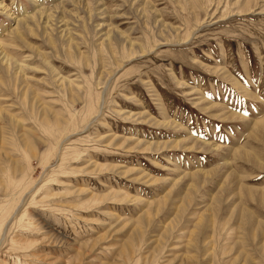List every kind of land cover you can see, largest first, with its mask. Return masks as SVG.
<instances>
[{
  "label": "rangeland",
  "instance_id": "rangeland-1",
  "mask_svg": "<svg viewBox=\"0 0 264 264\" xmlns=\"http://www.w3.org/2000/svg\"><path fill=\"white\" fill-rule=\"evenodd\" d=\"M35 1L0 9V264H264V0Z\"/></svg>",
  "mask_w": 264,
  "mask_h": 264
},
{
  "label": "bare ground",
  "instance_id": "bare-ground-1",
  "mask_svg": "<svg viewBox=\"0 0 264 264\" xmlns=\"http://www.w3.org/2000/svg\"><path fill=\"white\" fill-rule=\"evenodd\" d=\"M31 1H33V4H35L36 3V1L35 0H31ZM78 1H80V0H78ZM75 2V1H74ZM4 3V0H0V9L2 10V11H7L6 9V6L3 4ZM76 3V2H75ZM147 3V2H146ZM80 4V3H79ZM94 8L96 9V7H95V5H94ZM93 8V9H94ZM43 10V9H42ZM58 9H53V10H43V11H41V10H36L37 12H35L34 13V15H32V17H30V19H28V20H30V21H32V22H36V21H42L43 19L44 20H46V25H44V29L46 28V27H49V26H51L49 23H52L53 24V22H57L56 24H59L60 25V27H63V26H66V23L65 22H63V19H61L60 17H58L57 15H58V12H56V13H54L53 11H57ZM143 10L146 12V11H149V7H148V5H145L144 6V8H143ZM89 11V10H88ZM8 12V11H7ZM94 12V11H93ZM96 12V11H95ZM63 13V12H62ZM65 13V12H64ZM97 13H100V11H98L97 10ZM144 13V12H143ZM56 15V16H55ZM66 15V14H65ZM53 19V20H52ZM26 21V20H25ZM43 22H45V21H43ZM40 23V22H39ZM158 23V22H157ZM24 24V22L23 21H21V20H17L16 21V29L18 28V26L19 25H23ZM41 25V24H40ZM27 26V25H26ZM105 27V26H104ZM103 26H101V28H104ZM164 29H167V27H163ZM107 29V28H106ZM15 30V29H14ZM29 30H32V29H29ZM115 31L114 29L113 30H111V28H108V32H107V34H106V36L107 37H109V38H113V37H111V35H114L113 34V32ZM167 31L168 32H171V31H174L175 32V34H177L178 33V31L177 30H174V29H167ZM33 32V31H32ZM62 32H65V30L63 29L62 30ZM61 32V33H62ZM49 33V32H48ZM19 34H20V32H19ZM22 35V34H21ZM33 36V35H32ZM45 36H47L48 37V39H49V41L50 42H52V39L47 35V32L45 31ZM116 36H117V34H116ZM22 37V36H21ZM120 37H122L123 38V36H122V34H120ZM176 37V36H175ZM68 42V41H67ZM70 42V41H69ZM68 42V43H69ZM54 45V44H53ZM69 45V44H68ZM69 47V46H68ZM132 47H134L133 45H132ZM3 49V48H2ZM146 51V50H145ZM133 53V52H132ZM2 55V59L1 60H4L5 61V64L7 65V69H11V65H12V63H11V59L9 58V57H7L5 54H3L2 53V51H0V56ZM131 56V55H130ZM10 61V62H9ZM20 71V70H19ZM7 74H8V70H7ZM63 84V82H61V85ZM62 86H64L65 87V85H62ZM211 107H212V105H211ZM217 109V108H216ZM229 116V115H228ZM258 122H260L259 124H255L256 125V128L258 127V128H262V126H263V123L261 122V121H258ZM183 144V142H178V143H176L175 144V147H178V146H180V145H182ZM156 146H158V145H156ZM195 146V145H194ZM197 146V145H196ZM149 147H151V146H149ZM181 147V146H180ZM209 148V147H208ZM240 149V148H239ZM238 149V150H239ZM237 150V151H238ZM236 152V151H235ZM237 153V152H236ZM239 153V155H241V156H246V157H248L249 155H248V153H244V152H242V151H240V152H238ZM236 155V154H235ZM251 156V155H250ZM209 173L210 172H206V173H202V174H204V175H209ZM10 180V179H9ZM245 190H247V191H251V190H255V189H245Z\"/></svg>",
  "mask_w": 264,
  "mask_h": 264
}]
</instances>
